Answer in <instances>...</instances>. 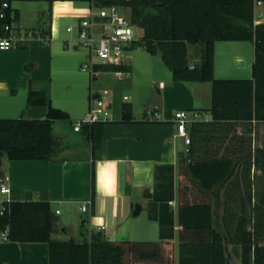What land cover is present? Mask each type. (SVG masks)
Instances as JSON below:
<instances>
[{
    "label": "trees",
    "instance_id": "1",
    "mask_svg": "<svg viewBox=\"0 0 264 264\" xmlns=\"http://www.w3.org/2000/svg\"><path fill=\"white\" fill-rule=\"evenodd\" d=\"M77 1L129 7L132 23L143 32L139 45L152 55L161 54L174 80L212 83V104L205 109L211 119L190 124L188 150L179 153L177 188L175 165H155L153 189H146L144 196L149 200L148 218L159 224V241H114L102 233L91 241L54 240L58 216L51 202L20 199L0 213V240L5 234L9 241L46 242L49 264H174L171 203L177 199L179 264H226L227 243L240 247L242 264H264V197L256 201L254 182L256 171L264 173V144H256L252 124L264 122V23H254V0ZM217 41L253 42L252 78L214 77ZM191 44L202 47L198 63L189 57ZM27 105L46 106L47 115L0 118V168L4 157L53 160L57 154L53 122L67 119L68 113L54 107L45 92L33 89ZM135 121L125 108L115 122ZM108 123L96 121L85 127L93 155L103 145ZM243 181L250 190L238 197ZM221 189L224 233L218 229L213 206Z\"/></svg>",
    "mask_w": 264,
    "mask_h": 264
},
{
    "label": "crops",
    "instance_id": "2",
    "mask_svg": "<svg viewBox=\"0 0 264 264\" xmlns=\"http://www.w3.org/2000/svg\"><path fill=\"white\" fill-rule=\"evenodd\" d=\"M262 1L256 10L264 13ZM50 33L45 32L46 39L39 38L44 43L30 39L18 48L0 49V118L44 119L48 111L46 106L27 105L29 90L45 92L55 104L50 96L55 80L75 77L78 86L87 87V81L78 69L81 57L69 51V39L63 40L62 49L46 45ZM50 40H53L52 36ZM201 50L199 44L189 45V57L193 63L200 61ZM159 57L144 48L133 49L129 53L131 75L116 80L118 84L112 89H97L107 90L114 98L115 120L105 125L103 145L94 155L86 126L80 131L74 129V122L83 118L90 108L89 102L86 104V100H81L70 109L55 105L64 108L69 117L53 122V132L59 141L58 154L53 160L3 158L0 172L7 178L13 197L49 200L56 214L61 216L52 239L91 241L96 234L102 233L108 240L146 241L147 228L140 215L147 214L149 200L144 191L153 189L155 165L174 164L178 187L179 153H186L188 145L177 133L176 112L186 110L191 117L196 114L197 120H210L211 114L205 109L212 104V83L176 81ZM253 60V42L217 41L214 77L252 78ZM94 82H90L89 95ZM125 108L135 122H115L121 119ZM152 109L160 113L159 119L148 114ZM62 121H69V126L67 122L65 126L59 124ZM190 124L187 125L188 131ZM252 124L255 142L259 140L258 145H261L264 142V122L253 121ZM56 126H59L57 131ZM70 150L74 151L68 153ZM84 204L88 206L87 211L81 209ZM136 204L141 206L139 215H134ZM171 204L175 211L172 241L177 256V199ZM82 213L88 219L81 222ZM150 221L155 223L153 228L160 240L158 222ZM0 264H49L48 243L0 240Z\"/></svg>",
    "mask_w": 264,
    "mask_h": 264
},
{
    "label": "built area",
    "instance_id": "3",
    "mask_svg": "<svg viewBox=\"0 0 264 264\" xmlns=\"http://www.w3.org/2000/svg\"><path fill=\"white\" fill-rule=\"evenodd\" d=\"M262 3V0L254 1L255 24L262 23L264 13L256 10ZM18 18V11L12 7L11 0H0V49L18 48L35 36L36 32L20 25ZM67 31L72 35L71 41L87 50V60L81 65V70L89 72L91 82L102 75H111L117 81L131 75L128 53L139 46L143 32L132 23L130 16L121 13L119 5H96L91 1L88 16L68 26ZM38 38L46 39V35L42 33ZM113 104L114 98L107 90L91 88L90 108L83 118L74 122V129L80 131L96 121H114ZM148 114L160 118L155 109L149 110ZM176 119L177 133L189 145L191 137L187 125L197 120L198 116L191 117L186 110H180L176 112ZM14 200L8 180L0 172V213L3 214L6 205ZM81 209L87 211L88 206L84 204ZM3 238L6 239L5 234Z\"/></svg>",
    "mask_w": 264,
    "mask_h": 264
},
{
    "label": "rangeland",
    "instance_id": "4",
    "mask_svg": "<svg viewBox=\"0 0 264 264\" xmlns=\"http://www.w3.org/2000/svg\"><path fill=\"white\" fill-rule=\"evenodd\" d=\"M12 7L18 11V20L17 22L27 29H33L36 34L32 38L34 40H39L38 36L40 34H45L46 31H50L51 33L47 35L48 43L46 45H56L59 48H63L65 42L64 39H71L72 35L67 31V27L75 23V20L87 17L90 12V3L87 1H77V0H11ZM119 9L121 13L127 17L130 16V8L119 5ZM150 12L155 13V10H151ZM37 36V37H36ZM51 36L53 40H50ZM42 42L41 40H39ZM44 43V42H42ZM69 51L72 53H77L81 57V63L78 66L80 73L84 76L85 81H87V87L82 88L78 86L77 78L70 79H62L61 81L55 80L53 85V90L51 92V98L54 99V106L58 105L61 107H67L68 109L72 108L73 104H79L80 101L86 100V104H88V95H89V86L91 82L89 72L81 70V65L86 62V54L87 50L80 45H76L73 41H69ZM76 47V48H75ZM141 49L144 48L141 45L135 47L133 49ZM131 49L129 53L132 52ZM128 53V55H129ZM161 58V62H163L161 54H158ZM158 58V57H157ZM164 63V62H163ZM245 75V74H243ZM250 75V74H246ZM245 77V76H240ZM116 80L111 76H100L98 80L94 82L95 89H104L111 88L116 85ZM57 107V106H55ZM57 107V108H61ZM64 109V108H61ZM22 117V116H19ZM69 126V121H66ZM65 121L60 122L59 124H67ZM59 126H56L55 130L57 131ZM257 139V138H256ZM259 141V140H258ZM256 140V144L258 145L260 142ZM264 144V142H262ZM74 150L67 151L73 152ZM58 154V153H57ZM242 177V175H241ZM254 182L256 187V201L258 202L260 197H264V173L261 171H256L254 176ZM243 188H241V194L238 195L244 196L245 193L250 190L249 186L244 184ZM178 184V183H177ZM252 188V187H251ZM224 189L220 190V195L218 200L213 198V206H214V215L217 216L218 220V229L222 233H224V228L222 226V217L224 213ZM61 217L60 215H57ZM82 222L83 219H88L87 215L82 213ZM142 218V222L146 226V232L148 233L144 236L146 241H158V236L155 233V229L153 228L154 222H151L148 219V216L145 213L140 215ZM152 232V233H151ZM178 242L179 241V224H178ZM174 245V264H179V247H178V255L176 256L175 243ZM232 256L233 264H242V260L240 257V247H234L232 244L227 243V256Z\"/></svg>",
    "mask_w": 264,
    "mask_h": 264
},
{
    "label": "water",
    "instance_id": "5",
    "mask_svg": "<svg viewBox=\"0 0 264 264\" xmlns=\"http://www.w3.org/2000/svg\"><path fill=\"white\" fill-rule=\"evenodd\" d=\"M140 211H141V206L139 204H136L134 215H139ZM226 264H233V259H232V256L230 254L227 256V263Z\"/></svg>",
    "mask_w": 264,
    "mask_h": 264
}]
</instances>
